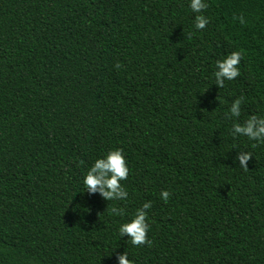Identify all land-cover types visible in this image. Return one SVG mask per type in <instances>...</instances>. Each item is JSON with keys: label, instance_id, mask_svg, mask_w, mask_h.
<instances>
[{"label": "trees", "instance_id": "trees-1", "mask_svg": "<svg viewBox=\"0 0 264 264\" xmlns=\"http://www.w3.org/2000/svg\"><path fill=\"white\" fill-rule=\"evenodd\" d=\"M205 2L0 0V264H264V138L232 129L264 117V0ZM115 149L127 198L89 194ZM149 201L134 246L118 226Z\"/></svg>", "mask_w": 264, "mask_h": 264}, {"label": "clouds", "instance_id": "clouds-1", "mask_svg": "<svg viewBox=\"0 0 264 264\" xmlns=\"http://www.w3.org/2000/svg\"><path fill=\"white\" fill-rule=\"evenodd\" d=\"M189 7L194 13H200L202 9L207 7L205 0H189ZM208 23L207 17L197 14L195 16V28L203 29ZM241 60V53L233 51L224 56L223 59L216 61V71L214 77L216 85L223 87L225 80H233L240 75L238 67ZM119 66V65H117ZM243 97L232 101L228 113L231 117H239L241 114V103ZM232 129L234 133H240L249 140L260 142L264 138V117L252 115L244 125L233 122ZM249 153H241L237 156L240 161V167L247 169L246 161L251 158ZM129 168L127 167L125 157L121 149L109 150L104 156L97 158L86 173L82 176V183L85 191L89 194L99 192L106 200H124L128 193L120 183L128 176ZM161 199L167 201L169 197L168 191L160 193ZM151 207V202H145L142 206L135 210V213L128 220L122 222L118 226V232L121 237L127 235L131 244L143 245L145 243L151 245V241L147 239L146 233L148 224L146 223V210ZM111 212L114 215H121L122 210L112 207ZM118 264H133L128 258V253L124 252L118 257Z\"/></svg>", "mask_w": 264, "mask_h": 264}]
</instances>
